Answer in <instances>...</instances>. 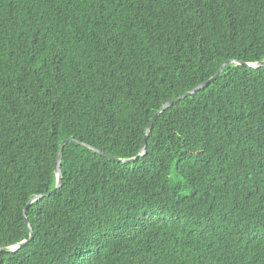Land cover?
I'll return each instance as SVG.
<instances>
[{"label": "trees", "instance_id": "trees-1", "mask_svg": "<svg viewBox=\"0 0 264 264\" xmlns=\"http://www.w3.org/2000/svg\"><path fill=\"white\" fill-rule=\"evenodd\" d=\"M261 61L264 0H0V264H264Z\"/></svg>", "mask_w": 264, "mask_h": 264}, {"label": "water", "instance_id": "water-1", "mask_svg": "<svg viewBox=\"0 0 264 264\" xmlns=\"http://www.w3.org/2000/svg\"><path fill=\"white\" fill-rule=\"evenodd\" d=\"M229 62H226L220 69L219 71L217 72V74H215L212 78H210L208 81L204 82L203 84H200L199 86H197L195 89H193L192 91L190 92H187L186 94H184L183 96H180L178 98H175L173 100H170L169 102H167L166 104L163 105V107L155 114V116L152 118L151 122L149 123L147 129H146V133H145V137L143 139V142L141 144V150H140V154L134 158V159H130V160H124V161H121L120 159H117L115 157H112V156H109L108 154L104 153V152H101L95 148H91L89 146H86V145H83L87 148H90L92 149L94 152H96L97 154L101 155V156H104V157H108L109 159L111 160H114V161H117V162H123V163H127V162H131V161H134L135 159H137L138 157H142L145 155L146 153V146H147V138H148V135L151 131V128L154 124V122L156 121L158 115L166 110L167 108L171 107L173 104L177 103L179 100L181 99H184L200 90H202L203 88H205L206 86H208L212 81H214L215 79H217V77L219 76V74L223 71L224 67L228 64ZM238 63V62H236ZM238 64H244V63H238ZM264 65V61H261V62H258V63H254V64H247V66L251 67V68H260V67H264L262 66ZM77 142L73 137L72 138H69L68 140H65L61 143L60 145V148L58 150V154H57V158H56V162H55V173L57 175V182H56V185L55 187L44 193V194H40L38 196H36L35 198L31 199L30 202H29V205L34 202V201H38V200H41L42 198L44 197H47L49 195H51L52 193H55L60 187H61V182H62V170H61V164H62V159H63V150H64V147L66 146V144L68 142ZM27 207H25L24 209V217H25V222L28 226V229H29V232H30V238L32 237V233H33V230H32V227L27 219V216H26V213H27ZM29 242V240H26V241H23L19 244H16L15 247H13V251H16L18 250L20 247L24 246L25 244H27Z\"/></svg>", "mask_w": 264, "mask_h": 264}, {"label": "snow or ice", "instance_id": "snow-or-ice-1", "mask_svg": "<svg viewBox=\"0 0 264 264\" xmlns=\"http://www.w3.org/2000/svg\"><path fill=\"white\" fill-rule=\"evenodd\" d=\"M100 239V236L92 231H87L83 234L80 238L79 247L83 250L84 255L80 257L79 264H89V261L93 259V257L88 254L89 250L96 245Z\"/></svg>", "mask_w": 264, "mask_h": 264}, {"label": "clouds", "instance_id": "clouds-1", "mask_svg": "<svg viewBox=\"0 0 264 264\" xmlns=\"http://www.w3.org/2000/svg\"><path fill=\"white\" fill-rule=\"evenodd\" d=\"M13 247H15V245H14ZM11 251H13V249H12ZM16 251H17V250H16Z\"/></svg>", "mask_w": 264, "mask_h": 264}]
</instances>
